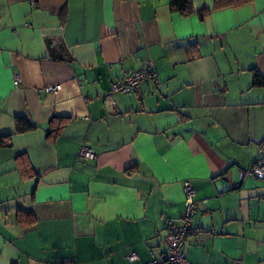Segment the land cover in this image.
I'll return each mask as SVG.
<instances>
[{"label":"crops","instance_id":"crops-1","mask_svg":"<svg viewBox=\"0 0 264 264\" xmlns=\"http://www.w3.org/2000/svg\"><path fill=\"white\" fill-rule=\"evenodd\" d=\"M170 1L0 0V264L159 260L186 181L189 262L264 264V180L240 176L264 153V0ZM148 62L157 80L109 96Z\"/></svg>","mask_w":264,"mask_h":264},{"label":"built area","instance_id":"built-area-1","mask_svg":"<svg viewBox=\"0 0 264 264\" xmlns=\"http://www.w3.org/2000/svg\"><path fill=\"white\" fill-rule=\"evenodd\" d=\"M149 79L157 80V74L148 62L144 67L130 70L129 72H126L121 79L114 80L111 84L109 96H112L115 93L125 94L138 92L142 84ZM20 81L21 78L16 76L15 84L19 85ZM61 88L62 85L57 84L56 86L50 87L49 91L56 93L61 90ZM95 156V153L87 145L81 146L79 150V158L88 160L94 159ZM247 173L264 180V153L258 159L254 167L241 173V179H243ZM184 190L186 193V207L182 215L181 224L169 232L167 236L168 247L161 259H154L147 264H191L186 258L183 248L188 238L192 235L193 216L196 212L197 202L195 199V189L190 182L186 181L184 183ZM167 222L169 224L172 223L170 219H167ZM136 259H138V255L135 252L131 253L129 260L135 261Z\"/></svg>","mask_w":264,"mask_h":264},{"label":"trees","instance_id":"trees-1","mask_svg":"<svg viewBox=\"0 0 264 264\" xmlns=\"http://www.w3.org/2000/svg\"><path fill=\"white\" fill-rule=\"evenodd\" d=\"M249 0H214V4L212 8L203 7L199 10V17L204 19L207 13H209L212 9H218L228 5H239ZM171 5L175 9H179L181 11H187L190 8L191 1L190 0H171ZM253 73L252 87H264V75H262L256 67L251 68ZM56 119V118H55ZM54 119L51 121L53 123ZM16 129L15 133H23L27 131H32L37 129V125L33 123L28 117L25 116H17L16 117ZM53 131H58V127L52 128ZM12 134H3L0 135V146H9L11 142ZM193 231V232H192ZM191 233H194V228Z\"/></svg>","mask_w":264,"mask_h":264}]
</instances>
